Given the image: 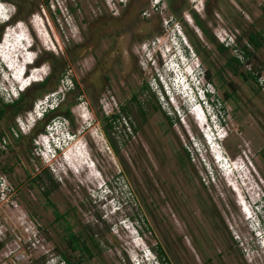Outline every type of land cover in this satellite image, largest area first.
I'll use <instances>...</instances> for the list:
<instances>
[{"label": "rangeland", "instance_id": "obj_1", "mask_svg": "<svg viewBox=\"0 0 264 264\" xmlns=\"http://www.w3.org/2000/svg\"><path fill=\"white\" fill-rule=\"evenodd\" d=\"M1 1L9 12L3 14L7 19L0 23V38L8 23L22 21L19 25L33 38L37 53L38 68L32 75L40 82L52 75L45 86L37 81L17 94L25 95L19 117L29 131H21L9 109L0 118V264H65L63 254L74 264H154L155 259L160 264H264V82L258 83V78L264 79V39L258 47L247 39L250 32L264 38V0H171L175 11L167 0L116 3L121 18L135 17L126 25L138 32L128 39L138 57L133 56L124 77L115 79V92L108 88L103 94L90 85V28L99 16L113 15L117 0H54L47 6L41 0ZM149 1L157 2L156 9ZM142 9L148 10L150 20L142 19ZM190 13L197 14L211 39L189 27L185 14L191 18ZM171 18L181 25L214 90L211 109L226 133L220 146L237 164L228 176L214 164L196 118L182 109L179 98L174 100L178 115L158 82L157 74L166 81L159 49L163 42L172 43L173 26L161 30L163 21ZM141 28L146 32L139 33ZM220 28L235 35V47L246 46L242 62L228 65L235 52L231 47L218 50L214 32L222 33ZM6 31L15 36L19 29ZM154 37L160 42L151 48L146 40ZM174 40L180 42L176 34ZM143 41L147 49L139 48ZM22 45L24 41L20 49ZM22 53L19 62L25 59ZM9 58L0 51V106L17 98L11 92L22 79L13 80L12 69L3 66ZM40 70L46 76L38 75ZM154 72L156 77L151 76ZM131 94L137 95L136 104H127ZM46 97L55 110L31 118L35 123L29 119L28 125L26 112L38 100L44 107ZM119 104H126L128 113L111 118ZM136 108L145 113V134L134 131ZM61 121L73 141L54 153L48 165L36 156L33 139L47 126V132L54 133ZM228 183L249 198L251 219H246L238 193ZM44 191H49L48 198ZM54 210L63 217L55 219ZM66 225L87 240L91 255L67 248ZM156 246L166 261L159 258ZM141 249H149L153 259L145 260Z\"/></svg>", "mask_w": 264, "mask_h": 264}, {"label": "flooded vegetation", "instance_id": "obj_2", "mask_svg": "<svg viewBox=\"0 0 264 264\" xmlns=\"http://www.w3.org/2000/svg\"><path fill=\"white\" fill-rule=\"evenodd\" d=\"M167 1L170 4V8L173 11H175L174 7L171 5L172 1L171 0H167ZM191 1H195V0H191ZM116 3H119V2L116 1L112 4V8L115 10L112 12L113 15L110 16V18H107L108 17L107 14L104 16H99L96 19V22L90 28V37H91L90 41L92 42V45L90 46L91 47V57H92V67L89 71L90 79H91L90 85L92 86V89L94 92H99L100 94H103V90L108 89V88H110L112 91L115 92V89L113 87L115 79L120 78V76L124 77L125 76L124 74L128 72L129 63L134 60L133 59L134 57L135 58L138 57L136 55L134 49L129 48V45H128V39L130 37L135 38L136 35L138 34V32L135 30L133 32L126 25V22L133 20L135 17L130 18L129 16L124 15L123 18H121V12H120L121 10L116 9V7H115ZM148 4L150 5L151 2L149 1ZM123 6H125V4ZM153 6L154 5H151V8ZM196 6H197V4L193 5V9L199 13V11L196 9ZM154 8L156 9L155 6H154ZM140 11H139V13H140L142 19L150 20L151 17H150V13H148V10L142 9ZM134 12L136 13V8L134 9ZM152 12L155 13L154 10ZM195 15L197 16V14H195ZM190 16L192 19V24H189V27H193V29L196 32L198 30L203 35H205L202 31V28L203 27L205 28L204 24L200 21V19L198 17L194 16V13H190ZM216 16L219 18V15L217 13H216ZM196 19H198L200 21V24L196 23ZM123 21H125V24L123 23ZM170 25L173 27H179L181 30H183L181 25L179 24V22L174 21L173 18L170 19L168 27ZM217 27H219V25ZM217 27H215V29ZM165 29L167 30V25H164V28L161 29L163 31V33H164ZM171 30H173V29H171ZM138 31H139V33H142V31H144V30L141 28V30H138ZM144 32H146V31H144ZM171 34H172V31H171ZM102 36L108 38L109 41L107 43H103ZM146 41L149 43L150 47L152 48L154 46L155 42H159V38L154 37L152 40H146ZM146 41L141 42L139 44L140 45L139 48L142 47V49H143L144 47H146L145 49H147L148 43H146ZM81 48H82L81 45L77 46V50L78 49L81 50ZM141 63H142V60H141ZM146 64H148V63H146ZM148 68L150 69L151 66H149ZM126 69H127V72H125ZM153 69L156 72L155 66L153 67ZM155 72L152 73V75H151L152 77H154V76L156 77ZM118 81L121 82V80H119V79H118ZM142 87L147 88L146 84H142ZM128 99L129 100H128L127 104L128 103L136 104L137 95L131 94ZM125 105L126 104H119L118 106H116L117 112L114 114H111V118H114V116L117 117V114L119 112H120V114H121V112H122V114H127L128 113V106H125ZM1 107H3L4 112L6 109H8L7 106H5L3 104H2V106H0V108ZM21 108H24L23 103H22ZM135 111H136V114H137V117L139 120H138L137 124H135V126H134L135 127L134 131L136 132V134H138L139 132H142L145 134V132L147 130V126H148L145 113L143 112V110H141L139 108H136ZM4 112H2L0 114V118L4 116ZM9 112H10L11 116L14 117L15 122L17 123V118L19 117L20 111L16 114H13L11 109H9ZM24 119H25V116H24Z\"/></svg>", "mask_w": 264, "mask_h": 264}, {"label": "clouds", "instance_id": "obj_3", "mask_svg": "<svg viewBox=\"0 0 264 264\" xmlns=\"http://www.w3.org/2000/svg\"><path fill=\"white\" fill-rule=\"evenodd\" d=\"M31 21H32V19H31ZM31 25L34 28V25L33 24H31ZM24 30H25V28H24ZM29 39H30V43L33 44V38L29 37ZM170 44H172V45H170ZM42 45L44 47V44H42ZM177 45H175V43H173V42L172 43L170 42L168 44H166V42L162 43L163 47L161 49H159V51H161V52H159V55H160V59L163 60V61L161 60L162 61V66H163L162 69H163V73H164V75L166 77V81L164 82L160 78V76L158 74H157V78H158V82L160 84L161 90H162L163 94L165 95V97L166 98H168V97L171 98V100L173 102V105H175V106H177V105L174 104V100H177L179 98V100H180L179 105L182 107L183 110L186 111L187 110L186 99L184 98V96L179 95L178 92H176V91H174L172 89L171 84H170L171 83V79L168 76V74L171 73L173 68H176V69L178 67L182 68L183 65H186V67H187V65L189 64V62L187 60H191L192 61V56H191V53H190L189 49L182 42H179ZM45 49H46V47H45ZM32 51H33L32 52L33 57L36 60L37 59V53H36L35 50H32ZM155 55H156V58L158 60L159 56H158V52H157L156 49H155ZM186 62H187V64H186ZM170 65H173L174 67L169 72V66ZM192 66H193L192 70L189 71V74L185 73V78L187 80V85L190 86V89H192L194 91V94H196V90L200 89L199 93L201 95V98H203V101H200L199 99H196L197 107H199L200 109H202V108L209 109L210 112L208 114V117L215 118V113L211 109V102L213 103V100L210 99L211 96H213V93H211L210 91H208L206 89V86H205V83H204V76L200 72V69L198 68V66H196L194 63H192ZM196 80H198V81L196 82ZM167 85H168V87H167ZM11 93H13V92H11ZM50 110L51 111L54 110V107L51 106L50 109L48 111H46V112H49ZM46 112H44V113H46ZM43 117H44V114L40 115L39 119H41ZM215 119H216V121L218 123L222 124L221 121L217 117ZM72 134L74 135V133H72ZM68 135L71 136L70 132L68 130H66L65 128H63V131H61L59 133H56L54 136L50 137L46 142H43L41 144V148L42 149H49L50 148L51 152L54 151L55 153L60 151V150H63L67 146V143H70V142L73 141V137H71L70 141H68L63 146L61 145L60 139L62 137L68 136ZM52 158H53V156L50 157V160ZM155 263L156 264H160L157 259H155Z\"/></svg>", "mask_w": 264, "mask_h": 264}, {"label": "built area", "instance_id": "obj_4", "mask_svg": "<svg viewBox=\"0 0 264 264\" xmlns=\"http://www.w3.org/2000/svg\"><path fill=\"white\" fill-rule=\"evenodd\" d=\"M117 1L118 2H122L123 0H117ZM50 2H51V4H53L54 0H49V3ZM156 3L157 2L155 1L154 3H151V5L155 6ZM196 9L198 10L197 6H196ZM185 17H186V19L190 18L188 14H185ZM169 22H170V20H164L163 24L164 25H168ZM220 29H222V28H220ZM171 31H172V34H171L170 38H172L173 40H171V39L170 40L173 43L178 44L179 42L174 40L175 39V34H176V36L179 37V41L182 42L189 49V51L191 53V56H192V63H194L200 69L198 57H195V53L191 49V47L189 45L190 43L188 42V40H187L186 36L184 35L183 31L179 27H173V30H171ZM214 34L217 37L220 45H222L225 48H227V47H231L232 48V50L235 52V54H234L235 57L234 58H236L237 60L239 59L238 62L239 61H241V62L243 61V58L246 55L245 49L243 48V50H242L241 48L238 49L237 47H235V45H236V43H235V35H233V36L229 35L224 29H222V33L218 32V31H215ZM187 67L188 68H192L193 66H192V64H188ZM200 72L204 76V83H205L206 89L214 94V90L211 89L210 82L207 81V79H205V72L201 71V69H200ZM263 82H264V79L262 77L258 78L259 85H262ZM12 95H13V93H12ZM13 97H17V94L14 95ZM49 98L48 97L45 98V100H44L45 105H44V107H41V108H40V106L37 103V102H39L41 100H38L34 104L33 108L26 112L25 120L27 121L29 119L28 117L33 116L34 113H38L39 116H40V115H43L44 112L48 111L50 109V107H51V104L48 102ZM17 124L19 125V128L21 129V131L24 132L23 131L24 130V128H23V120L20 117L17 118ZM28 125H29V123H28ZM47 127H46V132L45 133L43 132L42 134H39L36 138L33 139V141L35 143V147L34 148L36 149V152H35L36 156H39L43 160L44 163H46V164L48 163V165H50L49 164L50 157H52L55 152L54 151L51 152L50 148L49 149H42L41 148V144L43 142H46L50 137L54 136L56 133H59V132L63 131V128L67 129V126L65 125L64 121L63 122L61 121L60 125L58 126V129L54 130V133L51 132V131L47 132V131H49ZM29 128H30V126H29ZM5 142H6L5 138H2L1 143H5ZM2 147H3V145H2ZM51 170H52V168H51Z\"/></svg>", "mask_w": 264, "mask_h": 264}, {"label": "trees", "instance_id": "obj_5", "mask_svg": "<svg viewBox=\"0 0 264 264\" xmlns=\"http://www.w3.org/2000/svg\"><path fill=\"white\" fill-rule=\"evenodd\" d=\"M48 1L49 0H41V4L47 6ZM28 9H30V8H28ZM19 15H21V14H19ZM194 16H196V15L194 14ZM196 23L197 24H200V21L198 19H196ZM202 31H203V33L205 34V36H206V38L208 40L211 39L210 35L208 34L207 30L204 27L202 28ZM247 39L255 47H258V46H260V41L262 39H264V38H262V36L259 33H257V32H255V33L250 32L248 34ZM217 48L221 52H224L226 50L222 45H219V44L217 45ZM243 48L245 49V53L247 55L248 54V51H247L246 46H243ZM230 62H237L238 63V60L236 58H234V57H231L229 59L228 65H230ZM51 75H52V73H49L42 82H39V84L40 85H44V86L46 84H48ZM248 75L251 76L250 74H248ZM251 77L253 78V76H251ZM253 80L255 81L254 78H253ZM24 96H25L24 94H19V96H18L17 99H15V100H13V101H11L9 103H5L3 105L7 106L8 109H11V111H12L13 114H16V113H18L19 111H21L23 109L21 107H22V103H23L24 98H25ZM226 97H230V94L229 93H226ZM2 112H4L3 107L0 108V114ZM47 113L48 112L44 113V117L47 115ZM65 116L68 119L71 118V112H70V109L69 108H66V110H65ZM115 117L116 116H114V118ZM108 125L111 126L110 123ZM36 179H41V175H37L36 176ZM43 193L48 198L49 191H44ZM48 202H50V201H48ZM53 207L55 209V206H53ZM54 214H55V219H60L61 217H63L62 214H59L57 210H54ZM65 230H66L65 241H66L67 248L69 250H71V251L81 250L83 252H86V255H91L92 250L89 247V245L87 243V240H85L84 238H82L80 234H75L74 232H72V229H71V226L70 225H66L65 226ZM0 245H1V243H0ZM155 249H156L155 251H156L157 255L159 256V258L162 259L163 261H166L165 254H164L163 250L160 248V246H156ZM62 259H63V261H64L65 264H74L73 262H71L70 258L66 257L65 254L62 255Z\"/></svg>", "mask_w": 264, "mask_h": 264}, {"label": "bare ground", "instance_id": "obj_6", "mask_svg": "<svg viewBox=\"0 0 264 264\" xmlns=\"http://www.w3.org/2000/svg\"><path fill=\"white\" fill-rule=\"evenodd\" d=\"M199 11V10H198ZM8 13V12H7ZM5 19H7V18H5V17H3V15H0V23H2V22H5ZM190 19V18H189ZM187 21H188V23L189 24H191L190 22H189V20L188 19H186ZM32 22H35V20H33ZM11 28V27H10ZM20 28V25H19V22H18V24L17 25H15L13 28H11V29H19ZM9 29V28H8ZM24 36H25V34H24ZM17 37V36H16ZM21 38H23V37H19V39H21ZM13 43V42H12ZM11 43V44H12ZM10 44V45H11ZM20 44H22V42L20 43H17V45L15 46L14 44H13V48H11V50L9 51L11 54H12V52H14L15 54H18V56H16V55H13L14 57H15V59L18 61V59L21 61V58H22V56H21V54H23L22 53V49H20ZM44 47H45V43H44ZM22 48V47H21ZM13 49V50H12ZM47 50H49L48 48H47ZM8 53V52H7ZM8 56H9V54H8ZM23 56H25V54L23 55ZM35 58L33 57V56H31L30 58H28V59H24V64H23V66H24V73L22 74V72L21 71H19V75L18 76H15V72L12 70V78H13V80L15 79V78H18V77H21L22 79L21 80H17V84L18 85H20V87H18V90L16 91V92H13V96L14 95H16V94H18V92H21V91H23L24 89H26L27 87H29L31 84H33V83H37V81H41L42 79L41 78H36L35 76H33L32 75V72L34 71V70H36V68H38V67H36V65L34 66L35 67V69H33L32 71H31V74H28L27 73V71H26V68L28 67V65L30 64V63H33L35 60H34ZM32 60H33V62H32ZM19 62V61H18ZM43 67H45V65H43L41 68H43ZM174 66L173 65H170L169 66V72L171 71V69L173 68ZM8 66H6L5 67V69L6 70H8V71H11V69L10 68H8ZM190 70H192V68L190 69V68H188V67H186V65H183L182 66V68H181V71L182 72H184V73H188L189 74V71ZM38 73V75H42V76H46V72L45 71H43V70H40L39 72H37ZM25 77H27V78H25ZM20 90V91H19ZM194 115L195 116H197L196 117V120H197V118H201L202 117V114L201 113H194ZM39 114L38 113H34V115L33 116H31V117H28L29 119H31V118H37L36 120H38L39 119ZM84 116H82V118H83ZM27 120V122L29 123V125H30V120ZM84 119V118H83ZM32 120V119H31ZM35 120V121H36ZM33 121V120H32ZM34 122V121H33ZM32 123V122H31ZM33 125H34V123H33ZM31 128V127H30ZM30 128L28 129H24L23 131L24 132H26L27 130L29 131L30 130ZM225 138V137H224ZM223 138V139H224ZM223 139L221 140V141H223ZM226 156V155H225ZM229 159V158H228ZM230 160V159H229ZM221 171V170H220ZM222 172V171H221ZM223 173V175L224 176H228V174H230V173H228V172H222ZM229 184V183H228ZM232 184V183H231ZM231 184H229V186L230 187H232V189H233V191L234 192H236V193H238L237 191H236V188L233 186V185H231ZM237 196L238 197H240V198H242V199H244L245 200V205H244V210H245V212L246 213H251L250 212V209L248 208V211H247V206H248V203H247V199H249V198H247V197H245L244 198V196L243 195H241V194H237ZM240 206H242V202H240ZM244 212V214H246ZM246 219H248V218H246Z\"/></svg>", "mask_w": 264, "mask_h": 264}, {"label": "water", "instance_id": "obj_7", "mask_svg": "<svg viewBox=\"0 0 264 264\" xmlns=\"http://www.w3.org/2000/svg\"><path fill=\"white\" fill-rule=\"evenodd\" d=\"M17 21H20L19 19H16L14 22H12V23H16Z\"/></svg>", "mask_w": 264, "mask_h": 264}]
</instances>
